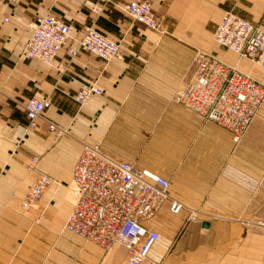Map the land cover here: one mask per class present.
I'll return each mask as SVG.
<instances>
[{
    "label": "crops",
    "instance_id": "1",
    "mask_svg": "<svg viewBox=\"0 0 264 264\" xmlns=\"http://www.w3.org/2000/svg\"><path fill=\"white\" fill-rule=\"evenodd\" d=\"M126 1L0 0V264H61V254L73 257L75 244L57 232L73 208L64 191L45 195L29 212L22 201L29 179L39 172L71 180L84 139L98 142L117 160L164 176L170 196L183 203L178 214L165 204L146 221L159 233L149 253L154 261L261 264L264 232L255 223L264 217L241 216L251 212L256 190L259 197L264 191V103L234 146L225 128L174 102L172 95L191 74L194 48L264 84L263 67L212 36L226 10L264 30V0H152L164 33L134 22L123 9ZM37 10L72 26L71 45L92 25L120 43L121 58L105 61L81 48L73 58L62 49L52 66L19 58ZM81 83H94L103 93L79 106L73 96ZM33 97H48L50 104L32 127L24 106ZM46 120L68 127V133L57 138ZM35 155L37 170L28 173L25 167ZM190 209L200 212L198 220H186ZM99 247L82 244L85 263L124 262L123 246L110 253Z\"/></svg>",
    "mask_w": 264,
    "mask_h": 264
},
{
    "label": "built area",
    "instance_id": "2",
    "mask_svg": "<svg viewBox=\"0 0 264 264\" xmlns=\"http://www.w3.org/2000/svg\"><path fill=\"white\" fill-rule=\"evenodd\" d=\"M123 9L134 22L164 32L153 10L152 0H128ZM8 19L5 18L6 21ZM72 32L70 24L52 13L37 10L29 37L19 47V58L39 60L52 66L58 52L64 48L71 58L80 48L105 61L121 58L120 43L101 34L92 25L84 28L75 45L68 42ZM212 36L239 58L247 57L264 68V30L257 25L226 10ZM102 93L103 89L94 83H81L73 99L82 106L91 96ZM172 100L225 128L236 146L264 103V84L214 54L195 48L192 72L189 78L176 86ZM49 104L48 97H33L25 104L32 127L39 118L45 117V108ZM46 121L48 130L57 138L68 133V127ZM39 160L40 157L35 155L28 169L37 170ZM169 186L164 176L134 162L117 160L104 152L99 143L85 141L73 166L70 189L74 205L63 229L107 250L123 246L126 257L122 264H160L149 255L159 233L149 228L146 221L165 204L172 214L182 210L183 203L170 196ZM51 187L57 190L58 182L49 174L39 172L23 198L25 211L38 206ZM200 216L198 210L190 209L186 220L195 221ZM255 224L264 230V218ZM261 264H264V256Z\"/></svg>",
    "mask_w": 264,
    "mask_h": 264
},
{
    "label": "rangeland",
    "instance_id": "3",
    "mask_svg": "<svg viewBox=\"0 0 264 264\" xmlns=\"http://www.w3.org/2000/svg\"><path fill=\"white\" fill-rule=\"evenodd\" d=\"M160 20V19H159ZM140 24V23H139ZM141 25H143V24H141ZM143 27H145V25H143ZM164 32H166L165 30H164ZM164 32H162V33H164ZM30 34V33H29ZM28 34V35H29ZM195 49V48H194ZM193 49V50H194ZM191 53V58L189 59V64H188V73L190 72H192V57H193V51H191L190 52ZM245 72V71H244ZM190 76V75H189ZM85 141H87V139L85 140H83V142H85ZM96 142V141H95ZM96 143H98V142H96ZM33 158V157H32ZM26 168V170L28 171V173H32L29 169H28V167H25ZM33 174V173H32ZM38 178V175H34V178L33 179H29V185L31 184V183H33L34 181H36V179ZM57 182H58V192H61V191H64V196H65V202H69L70 204H71V207L73 206V204H74V197H73V194H72V192H71V189H70V181L71 180H69V181H59V180H56ZM262 186H263V190H264V184L262 183ZM49 191V192H48ZM51 191V192H50ZM54 191H56L55 189H53L52 187L51 188H49L48 190H47V192H46V195H49L50 196V194L52 193V192H54ZM47 193H49V194H47ZM46 197V196H45ZM51 197V196H50ZM253 207H252V210H251V212L249 213V214H247V215H243V216H241V219H246V220H248V221H250V220H252V221H256L257 220V218H255V217H258V218H260V217H264V191L262 192V196L261 197H259V188L256 190V192L253 194ZM43 200H45V198L43 199ZM69 200V201H68ZM51 201V200H50ZM52 202V201H51ZM70 212V211H69ZM68 212V213H69ZM68 215V214H67ZM66 215V216H67ZM65 216V217H66ZM66 219V218H65ZM263 232H264V230L263 229H261ZM57 232L60 234V236L62 237L63 236V238H66L70 243H73V244H75V252H74V255H73V257L70 255V257H68V256H66V255H63V254H61V256H60V263L61 264H68V262H70V264H72L73 262H74V264H76L77 262L79 263V264H87V263H85V255H83V251H82V244L83 243H85V244H92V245H94V246H97V247H99L98 245H96L95 243H93V242H91V241H88V240H85V239H83V238H81L80 236H78V235H76V234H74V233H72V232H70V231H67V230H64V229H62V226L61 227H59V229L57 230ZM116 247V246H115ZM114 247V248H115ZM100 249H102V250H104L105 252H107V253H110L113 249H109V250H107V249H104V248H101V247H99Z\"/></svg>",
    "mask_w": 264,
    "mask_h": 264
},
{
    "label": "water",
    "instance_id": "4",
    "mask_svg": "<svg viewBox=\"0 0 264 264\" xmlns=\"http://www.w3.org/2000/svg\"><path fill=\"white\" fill-rule=\"evenodd\" d=\"M203 225H204V226H207V225H208V223H207V222H206V223H203Z\"/></svg>",
    "mask_w": 264,
    "mask_h": 264
},
{
    "label": "bare ground",
    "instance_id": "5",
    "mask_svg": "<svg viewBox=\"0 0 264 264\" xmlns=\"http://www.w3.org/2000/svg\"><path fill=\"white\" fill-rule=\"evenodd\" d=\"M234 65V64H233ZM236 66V65H235ZM237 67V66H236ZM238 68V67H237ZM51 201H53V199H51Z\"/></svg>",
    "mask_w": 264,
    "mask_h": 264
}]
</instances>
